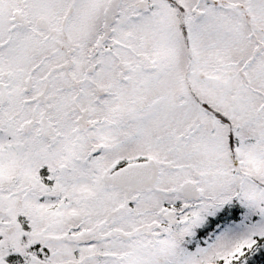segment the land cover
I'll list each match as a JSON object with an SVG mask.
<instances>
[{"label":"snow or ice","instance_id":"obj_1","mask_svg":"<svg viewBox=\"0 0 264 264\" xmlns=\"http://www.w3.org/2000/svg\"><path fill=\"white\" fill-rule=\"evenodd\" d=\"M0 264H264V0H0Z\"/></svg>","mask_w":264,"mask_h":264}]
</instances>
